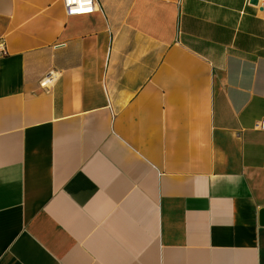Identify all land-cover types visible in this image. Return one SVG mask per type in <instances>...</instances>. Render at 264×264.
Returning a JSON list of instances; mask_svg holds the SVG:
<instances>
[{
  "label": "crops",
  "instance_id": "0c3cea01",
  "mask_svg": "<svg viewBox=\"0 0 264 264\" xmlns=\"http://www.w3.org/2000/svg\"><path fill=\"white\" fill-rule=\"evenodd\" d=\"M97 3L0 0V264H264V0Z\"/></svg>",
  "mask_w": 264,
  "mask_h": 264
},
{
  "label": "built area",
  "instance_id": "2783aa9c",
  "mask_svg": "<svg viewBox=\"0 0 264 264\" xmlns=\"http://www.w3.org/2000/svg\"><path fill=\"white\" fill-rule=\"evenodd\" d=\"M65 5L66 11L69 15H80V14H90L96 11L98 8L97 0H62ZM8 48L6 40L4 38L0 39V55L7 54ZM59 76V71L56 69H51L47 74H45L41 80L45 88H50L52 83Z\"/></svg>",
  "mask_w": 264,
  "mask_h": 264
},
{
  "label": "water",
  "instance_id": "95a60500",
  "mask_svg": "<svg viewBox=\"0 0 264 264\" xmlns=\"http://www.w3.org/2000/svg\"><path fill=\"white\" fill-rule=\"evenodd\" d=\"M258 0H252V2H257ZM261 219H262V223L264 224V208L261 210Z\"/></svg>",
  "mask_w": 264,
  "mask_h": 264
}]
</instances>
